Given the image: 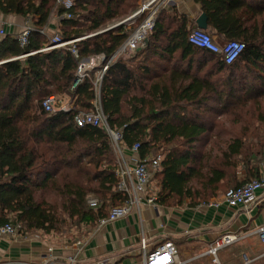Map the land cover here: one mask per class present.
<instances>
[{"label": "trees", "instance_id": "16d2710c", "mask_svg": "<svg viewBox=\"0 0 264 264\" xmlns=\"http://www.w3.org/2000/svg\"><path fill=\"white\" fill-rule=\"evenodd\" d=\"M193 2L213 40L243 43L235 62L225 65L189 44L193 27L184 15L163 11L146 48L119 58L96 92V70L75 84L78 62L113 54L132 28L98 32L134 13L138 0H74L69 9L56 0H0V13L29 19L34 28L25 47L9 35L0 41V226L19 225L22 234L57 232L62 221L53 196L62 214L86 231L124 202L116 191L109 136L102 127H77L73 120L91 111L98 97L124 149L138 145L141 159L162 153L154 177L161 206L188 201L195 207L259 177L263 134L245 127L222 138L217 129L227 127L220 120L232 106L264 98V0ZM54 12L61 17L62 41L97 33L75 43L77 59L66 48L44 50L51 37L43 29ZM50 96L67 97L69 111L45 112L42 102ZM89 197L98 200L96 207L88 206Z\"/></svg>", "mask_w": 264, "mask_h": 264}, {"label": "crops", "instance_id": "0c3cea01", "mask_svg": "<svg viewBox=\"0 0 264 264\" xmlns=\"http://www.w3.org/2000/svg\"><path fill=\"white\" fill-rule=\"evenodd\" d=\"M177 1V8H167L164 11L184 15L187 27L196 28V19L201 15L199 5L193 1ZM27 22L21 16L0 13V31L3 32L0 34V41L7 35L17 37ZM127 25L128 29L124 30L132 28L129 33L136 27L133 23ZM58 26L49 22L43 30L49 37H53L57 34ZM213 38L219 44L224 43L217 37ZM146 46L147 40L137 51ZM68 100L67 98L66 102ZM126 152V163L132 165L136 155L127 150ZM238 179L245 180L244 171L238 172ZM156 195L149 186L146 196L155 198L153 204H147L143 200L139 209H134L128 216L105 227L99 228L98 221L93 227L86 226L88 231L79 239L52 242L50 238L37 232H19L11 239H2L0 264H40L46 261L49 249H52L54 255L51 264H70L68 258L74 259L73 264H95L102 261L107 264H143L141 240L146 244V251H151L164 241H171L177 247L178 258L183 264H211L209 257L204 254L224 234H240L242 239L217 252L220 264H264V244L253 234L255 226L264 225V203L247 215L243 211L227 207L221 201H218V207L211 206L222 194L195 207L188 206V201L180 206H161L156 202ZM76 240H82L79 251L72 246Z\"/></svg>", "mask_w": 264, "mask_h": 264}, {"label": "built area", "instance_id": "2783aa9c", "mask_svg": "<svg viewBox=\"0 0 264 264\" xmlns=\"http://www.w3.org/2000/svg\"><path fill=\"white\" fill-rule=\"evenodd\" d=\"M74 0H56V3L63 5L66 9H69ZM180 1V0H179ZM183 2H192L193 0H181ZM177 0H141L136 11L130 15L127 19L111 26L98 33L108 31L116 28L120 25L134 21H138L134 30L127 35L124 41L114 51V53L108 58L104 54H99L89 59H80L77 69V80L75 84L83 81L88 77V74L94 72L93 87L96 92L99 91L103 75L119 58L124 56H132L146 41L148 35L154 28V23L158 15L167 8H177ZM63 17L69 19L70 14H64ZM61 19V17L59 18ZM34 31V28L29 24L23 27L21 33L16 37L19 45L25 47L28 45V38L30 33ZM44 31H41V33ZM0 34H3L0 31ZM97 34V33H95ZM92 35H87L80 39H74L70 41H62L59 35H54L49 39L48 45L44 50L66 48L71 55L77 59L78 50L75 47V43L79 40L88 38ZM187 41L189 44L203 49L219 58L225 65H231L239 57L244 49L243 43L237 41H227L222 44L215 42L212 37L202 29L193 28L190 30ZM42 108L45 112H67L70 109L69 102H63L57 100L55 96H50L42 102ZM77 127H102L111 144L120 156L121 161L116 168L117 185L116 191L123 194L126 198L124 202L114 208L108 210L106 217L98 220L97 226L99 228L105 227L111 224L115 220L128 216L134 209H139L141 201L144 200L147 204H153L155 198L147 197L148 187L151 185V181L155 175L161 172V158L153 157L151 154L141 159L138 156V145H134L129 151L136 157L132 161V165L126 163L124 152L126 149L121 144L122 135L120 130H113L107 124V118L102 112L99 97L93 103V109L87 113L80 112L73 118ZM227 205V207L243 211L247 215L250 212L264 203V165L261 166L259 171V177L244 184L229 188L221 196L220 199L214 201L211 206L218 207L219 203ZM87 204L89 207H96L98 205L97 199H88ZM20 232V226H13L11 224H4L0 226V240L11 239ZM253 234L257 235L259 240L264 244V225L255 226ZM242 239L240 234H224L216 239L204 255L208 256L211 264H220L217 258V252L223 248L229 247ZM142 248V262L143 264H183L178 258V249L171 241H164L153 248L151 251H146V244L143 240L140 241ZM77 251L82 246V240H76L72 244ZM70 264L74 263V259L68 258ZM54 261V255L52 249L48 250L46 261L40 264H51ZM95 264H107L106 262H96Z\"/></svg>", "mask_w": 264, "mask_h": 264}, {"label": "rangeland", "instance_id": "374dc122", "mask_svg": "<svg viewBox=\"0 0 264 264\" xmlns=\"http://www.w3.org/2000/svg\"><path fill=\"white\" fill-rule=\"evenodd\" d=\"M141 0H138L137 7L139 6V3ZM131 15V14H130ZM130 15L123 18L120 21L112 22L108 24V26L104 28H108L111 26L116 25L117 23L127 19ZM59 18L57 17L55 12L53 13L50 22L54 23L56 25H59ZM53 19V20H52ZM54 21V22H52ZM137 21V20H136ZM135 22V21H134ZM30 24V21H29ZM126 23L125 25H127ZM137 26V23H133ZM128 25L126 28L128 29ZM92 35V34H89ZM57 100H61L63 102L66 101L67 97H61V96H55ZM65 100V101H64ZM69 102V100H68ZM262 119V120H260ZM237 120L238 123L233 126L231 123ZM221 126H227V127H219L217 131H220L222 134L220 135L222 138L227 137L229 134L233 132V134H240L242 128L249 127V130H253L254 132H258L263 134L264 136V98L261 100H249L244 105H234L230 108V111H228L223 118L220 120ZM252 128V129H251ZM263 147L262 151H264V139L261 141ZM114 150V148H113ZM115 153L116 158V168L118 167V163L121 161L120 155ZM126 151L124 152L125 159L127 158ZM153 157H160L161 161L163 159V155L160 152L151 154ZM261 166L264 165V160L260 163ZM259 165V166H260ZM157 181L153 179L151 181L150 187L154 190L155 193L158 191L157 187ZM88 199H96L89 197ZM50 203L55 204V207L57 209L58 217L60 218V221H62L58 227L57 232H53L52 234H44L43 232L39 231L41 236H44L45 238H50L52 242L62 241V242H68L70 240L79 239L81 236L85 233V228L80 226V228L77 227L76 221L74 219L68 218L65 214H62L60 210V201L58 199H55L53 196L50 197Z\"/></svg>", "mask_w": 264, "mask_h": 264}, {"label": "water", "instance_id": "95a60500", "mask_svg": "<svg viewBox=\"0 0 264 264\" xmlns=\"http://www.w3.org/2000/svg\"><path fill=\"white\" fill-rule=\"evenodd\" d=\"M196 25L199 29L205 30L207 28V23H206V16L204 14H201L197 19H196Z\"/></svg>", "mask_w": 264, "mask_h": 264}]
</instances>
